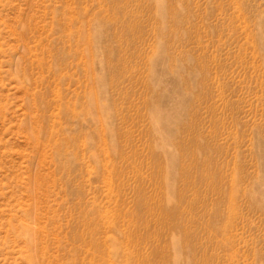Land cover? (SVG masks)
Returning a JSON list of instances; mask_svg holds the SVG:
<instances>
[{"label": "rangeland", "instance_id": "obj_1", "mask_svg": "<svg viewBox=\"0 0 264 264\" xmlns=\"http://www.w3.org/2000/svg\"><path fill=\"white\" fill-rule=\"evenodd\" d=\"M0 264H264V0H0Z\"/></svg>", "mask_w": 264, "mask_h": 264}]
</instances>
